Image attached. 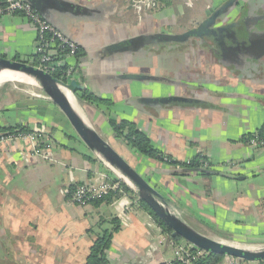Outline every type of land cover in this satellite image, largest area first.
<instances>
[{
	"label": "crops",
	"instance_id": "crops-1",
	"mask_svg": "<svg viewBox=\"0 0 264 264\" xmlns=\"http://www.w3.org/2000/svg\"><path fill=\"white\" fill-rule=\"evenodd\" d=\"M62 1L64 10H51L49 16L79 46L78 55L60 65H74V78L85 81L86 92L99 99L95 107L82 102L88 121L157 185L192 226L212 237L264 244L260 233L264 232V147L246 140L264 126L260 49L250 58L231 56L228 60L235 64L224 62L222 53L205 38H192L189 47L160 45L136 54L109 49L140 34L186 32L226 0H171L169 5L161 0L156 9L140 16L129 9L128 0ZM240 2L244 11L230 22L238 20L243 26L241 19L248 10L264 14V0ZM258 24L264 30V20ZM253 32L257 44L264 35L257 27ZM36 40L37 30L24 15L0 17V55L34 60ZM123 73L159 75L174 82L119 79ZM26 89L0 88V131L44 127L53 144L48 157L34 156L20 143L0 149V264H85L96 235L114 218L120 230L107 251L109 264L173 261L169 235L142 206L128 219L121 215V197L87 206L68 201L69 187L86 181L98 184L101 174L113 172L80 140L56 104L41 96L38 88ZM145 96H180L189 101L154 108L140 101ZM111 118L135 122L174 160L206 157L217 173L175 175L177 170L166 161L135 152L115 137ZM151 244L156 249L148 255ZM232 259L226 256L220 264H231Z\"/></svg>",
	"mask_w": 264,
	"mask_h": 264
},
{
	"label": "water",
	"instance_id": "water-1",
	"mask_svg": "<svg viewBox=\"0 0 264 264\" xmlns=\"http://www.w3.org/2000/svg\"><path fill=\"white\" fill-rule=\"evenodd\" d=\"M25 1L29 2L51 23L50 11H63L65 6V2L62 0ZM240 1L226 0V2L215 8L198 26L186 32L140 34L112 44L109 49H120L123 52L136 54L157 48L160 45L170 47L189 43L192 38H205L210 40L213 48L222 53L226 63H232L234 60L231 62L228 59L231 56L235 57L238 53L241 56L249 54L248 58H250L257 48L260 49L259 56L262 57L264 56V38L258 39L257 44L253 43V29L257 27L258 31L264 35V30H259L260 26L258 24L261 20H264V14L254 15L248 10L246 12L247 15L241 19L243 26H240L241 24L238 20L230 22V19H235L240 12L244 11V4ZM131 2L132 0H128L129 4ZM129 9L134 10L131 6H129ZM236 62L234 61L233 63L235 64ZM5 71L29 75L35 82L25 84L38 88L43 92L41 96L48 98L60 108L86 147L99 157L142 201L152 208L158 217L171 228L172 236H179L194 247L209 253L230 256L249 262L264 261V244L240 243L228 238L219 239L212 237L198 230L182 217L178 207L160 191L157 185L137 170L88 121L81 104L82 102H87L93 107H95V104L94 101L85 100L81 95V92L87 90L85 81L73 78L67 82L34 65L30 59L24 60L0 55V75ZM117 76L122 80L174 82L170 78L159 75L123 73ZM70 96L75 98L77 108L71 102ZM140 101L147 103L151 107L161 108L175 101L189 100L180 96H145ZM207 171L217 173L213 168Z\"/></svg>",
	"mask_w": 264,
	"mask_h": 264
},
{
	"label": "built area",
	"instance_id": "built-area-1",
	"mask_svg": "<svg viewBox=\"0 0 264 264\" xmlns=\"http://www.w3.org/2000/svg\"><path fill=\"white\" fill-rule=\"evenodd\" d=\"M160 5V0H132L128 6H131L139 16L147 11L156 9ZM20 12L24 15L36 28V55L39 60L37 66L54 74L58 71L63 59L75 57L78 55L79 46L76 41L64 31L56 27L54 24L45 19L42 14L25 0H7V4L0 5V17L7 14H15ZM55 75V74H54ZM75 76L74 65L68 64L63 71L62 80L69 82ZM254 136L249 139L251 145L264 147V136H260L258 131L254 132ZM17 143L29 146L34 156L48 157V153L52 150L53 139L47 129L37 127L32 130L15 129L14 131H0V149L4 145H13ZM207 164V162L205 163ZM111 190L119 191L121 194V215L124 218L130 217L135 208L141 207L138 199H132L124 190L120 188L119 183H111L108 174H101L98 184L86 181L75 186L68 201L79 206H87L94 199L103 198L106 193ZM68 191H65V195ZM125 201V202H123ZM123 202V203H122ZM174 260L182 261L184 264H194V260L198 256L204 254V250L198 249L195 254L191 249L196 248L192 244L185 241L173 242ZM156 249L155 244H151L148 255L152 254ZM173 261L164 264H173ZM231 264H240L238 259L233 258Z\"/></svg>",
	"mask_w": 264,
	"mask_h": 264
},
{
	"label": "trees",
	"instance_id": "trees-1",
	"mask_svg": "<svg viewBox=\"0 0 264 264\" xmlns=\"http://www.w3.org/2000/svg\"><path fill=\"white\" fill-rule=\"evenodd\" d=\"M161 1V0H160ZM166 2V4H170L171 0H162ZM7 4V0H0V5ZM18 14H21L20 12H16ZM79 53V49H78ZM33 64L38 65L39 60L37 55L33 58ZM68 67V64L60 65L58 68V71L55 72V76L60 78L62 76L63 71ZM83 97L86 98L89 101H99V99L94 96L93 94H90L89 92H83ZM109 124L111 126V129L115 135V137L123 140L133 151L138 152L144 156H147L149 158L157 159L160 161H166L169 165L175 168L177 170L175 175L177 174H185V173H198L203 176H210L211 173L207 170L210 168L214 169V166L207 160L206 157L203 156H196L192 158L188 162L184 161H177L174 160L170 155L162 151V149L156 145L153 144L149 136L143 132L137 124L131 120L123 119V120H116V119H109ZM15 129H21V130H31L27 129L23 126H17V127H11L8 128L5 131H14ZM260 133V136H264V126L258 130ZM254 133L250 134L246 137V140L251 139L254 135ZM52 137V134H50ZM207 162V164H205ZM109 181L111 183H119L120 188L124 190L131 198L138 199L141 206L146 210L149 215L156 221V223L166 232L171 241L173 242H179L183 240L179 236H172V230L171 228L164 223L158 215L152 210L150 206H148L144 201H142L123 181H121L117 176L113 175L112 173H108ZM80 184V183H79ZM76 186V185H75ZM75 186H71L68 188V194L66 196H70L72 191L75 189ZM121 194L119 191L111 190L109 193H106L103 198L100 199H94L92 200V203L98 204L102 201H112L113 199L120 197ZM264 205V203H263ZM104 224V222H103ZM101 224V226L103 225ZM110 227L102 226L100 233L96 235V238L94 240L93 245L90 248L89 255L87 257L85 264H109L108 258H107V251L110 249L112 245L113 235L115 232L120 230V224L118 222L117 218H114L110 222ZM92 232H96V228L91 229ZM199 248H192L191 250L197 254ZM225 255L216 254V253H209L204 252L202 256H198L196 260H194V264H220L222 260L225 258ZM234 258V257H233ZM238 259V258H235ZM241 263L245 262L244 260L238 259ZM263 262V261H261ZM164 264V263H163ZM173 264H184L182 261H173Z\"/></svg>",
	"mask_w": 264,
	"mask_h": 264
},
{
	"label": "bare ground",
	"instance_id": "bare-ground-1",
	"mask_svg": "<svg viewBox=\"0 0 264 264\" xmlns=\"http://www.w3.org/2000/svg\"><path fill=\"white\" fill-rule=\"evenodd\" d=\"M8 82L33 83L35 81L29 75L26 74L20 72L5 71L0 75V86ZM70 100L73 105L77 108L78 106L75 98L73 96H70Z\"/></svg>",
	"mask_w": 264,
	"mask_h": 264
},
{
	"label": "rangeland",
	"instance_id": "rangeland-1",
	"mask_svg": "<svg viewBox=\"0 0 264 264\" xmlns=\"http://www.w3.org/2000/svg\"><path fill=\"white\" fill-rule=\"evenodd\" d=\"M162 32V31H161ZM173 33H177V32H173ZM189 45H188V47L189 46H192L193 44L192 43H188ZM187 47V48H188ZM186 48V50H187V53H189L190 52V49H187ZM5 86H18V87H20V88H27L26 90L27 91H29V87H32V86H29V85H26L25 83H21V82H8V83H6L5 84ZM2 87V86H1ZM33 88V87H32ZM30 90H32V89H30ZM31 93H34L33 91H30ZM37 127H35V128H33V129H36ZM32 130V129H31ZM188 161H190V160H188ZM188 161H186V162H188ZM114 175H115V173H113ZM116 176V175H115ZM262 214H263V216H262V219L264 220V208H262ZM235 233V232H234ZM260 233H264V232H260ZM216 238H219V239H222L223 237H216ZM263 238V237H262ZM227 239V238H226ZM261 262V261H260Z\"/></svg>",
	"mask_w": 264,
	"mask_h": 264
},
{
	"label": "flooded vegetation",
	"instance_id": "flooded-vegetation-1",
	"mask_svg": "<svg viewBox=\"0 0 264 264\" xmlns=\"http://www.w3.org/2000/svg\"><path fill=\"white\" fill-rule=\"evenodd\" d=\"M175 46V45H174ZM174 46H171V47H174ZM167 47V46H166Z\"/></svg>",
	"mask_w": 264,
	"mask_h": 264
}]
</instances>
